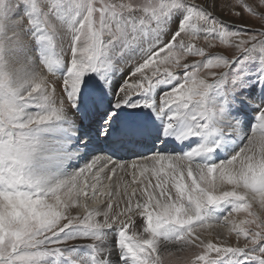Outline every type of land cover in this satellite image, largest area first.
<instances>
[{
  "label": "snow or ice",
  "instance_id": "1",
  "mask_svg": "<svg viewBox=\"0 0 264 264\" xmlns=\"http://www.w3.org/2000/svg\"><path fill=\"white\" fill-rule=\"evenodd\" d=\"M177 254L264 264V0H0V264Z\"/></svg>",
  "mask_w": 264,
  "mask_h": 264
},
{
  "label": "rangeland",
  "instance_id": "2",
  "mask_svg": "<svg viewBox=\"0 0 264 264\" xmlns=\"http://www.w3.org/2000/svg\"><path fill=\"white\" fill-rule=\"evenodd\" d=\"M257 211H260V210L257 209ZM183 255L185 254H177L176 256L170 258L169 264H176V261Z\"/></svg>",
  "mask_w": 264,
  "mask_h": 264
},
{
  "label": "clouds",
  "instance_id": "3",
  "mask_svg": "<svg viewBox=\"0 0 264 264\" xmlns=\"http://www.w3.org/2000/svg\"><path fill=\"white\" fill-rule=\"evenodd\" d=\"M38 71H40L42 75H45V76L47 75L46 73L43 72V69L38 68Z\"/></svg>",
  "mask_w": 264,
  "mask_h": 264
},
{
  "label": "bare ground",
  "instance_id": "4",
  "mask_svg": "<svg viewBox=\"0 0 264 264\" xmlns=\"http://www.w3.org/2000/svg\"><path fill=\"white\" fill-rule=\"evenodd\" d=\"M259 210V209H258Z\"/></svg>",
  "mask_w": 264,
  "mask_h": 264
}]
</instances>
